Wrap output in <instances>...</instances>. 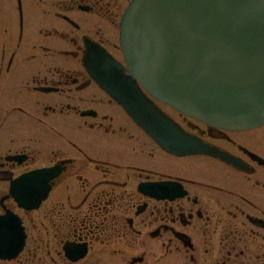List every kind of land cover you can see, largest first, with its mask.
<instances>
[{"label": "flooded vegetation", "instance_id": "1", "mask_svg": "<svg viewBox=\"0 0 264 264\" xmlns=\"http://www.w3.org/2000/svg\"><path fill=\"white\" fill-rule=\"evenodd\" d=\"M122 7L16 0L0 16V217L26 234L0 264H264V139L253 136L264 127L226 131L162 105L239 166L162 150L84 65L90 50L121 61ZM42 170L54 176L47 198L21 208L32 199L16 195L18 180Z\"/></svg>", "mask_w": 264, "mask_h": 264}, {"label": "water", "instance_id": "2", "mask_svg": "<svg viewBox=\"0 0 264 264\" xmlns=\"http://www.w3.org/2000/svg\"><path fill=\"white\" fill-rule=\"evenodd\" d=\"M121 46L127 68L105 51H89L84 64L97 83L164 150L207 153L239 166L187 135L141 86L214 127L264 125V0H133L121 24ZM53 177L52 170L21 177L15 193L32 202L20 207L38 208ZM25 240L15 215L0 217V259L17 257Z\"/></svg>", "mask_w": 264, "mask_h": 264}, {"label": "rangeland", "instance_id": "3", "mask_svg": "<svg viewBox=\"0 0 264 264\" xmlns=\"http://www.w3.org/2000/svg\"><path fill=\"white\" fill-rule=\"evenodd\" d=\"M60 1H62V0H23V4H25L26 7H31L32 11H42L43 9H46V8H50V9L55 8L56 9V7L58 5H60ZM128 1L129 0H123V7L119 13V17H117L115 20L116 23L114 24V27L118 26V23L120 22V17L124 11V8L128 5ZM14 5H16V0H0V12L2 13V14L0 13L1 18H3L4 15H6L4 13L8 11L9 7L14 6ZM4 21L6 22V20H4ZM18 22H19L18 19H16L17 24H18ZM5 27H7V25H5ZM32 28H35V26L32 25ZM116 30H117V28H116ZM116 33H118V31H116ZM114 42H116V40ZM115 55L117 58H119L121 61H123L122 53H121L120 49L118 51H115ZM161 108L163 109V107H161ZM163 110L165 111L167 109L164 108ZM168 112L171 114L170 110H168ZM112 113L116 118H118V117L122 118L123 113L121 111H112ZM255 133L256 134H254L253 136H259L260 138L264 139V129H262L260 131L258 130ZM246 136L250 137L251 139H254V137L251 135H246ZM234 137H239V136L237 135ZM146 142L149 144V146H154V144L149 142L148 140H146ZM157 150H159V149L157 148Z\"/></svg>", "mask_w": 264, "mask_h": 264}, {"label": "bare ground", "instance_id": "4", "mask_svg": "<svg viewBox=\"0 0 264 264\" xmlns=\"http://www.w3.org/2000/svg\"><path fill=\"white\" fill-rule=\"evenodd\" d=\"M263 129H264V128H263ZM260 130H262V129H260ZM260 130H259V131H260ZM257 131H258V130H257ZM257 131H256V132H257ZM254 133H255V131H254Z\"/></svg>", "mask_w": 264, "mask_h": 264}]
</instances>
